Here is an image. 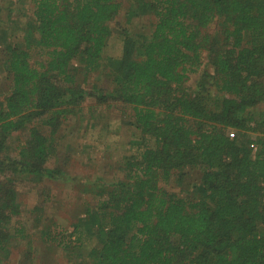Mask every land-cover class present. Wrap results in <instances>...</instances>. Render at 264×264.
<instances>
[{"label": "trees", "instance_id": "1", "mask_svg": "<svg viewBox=\"0 0 264 264\" xmlns=\"http://www.w3.org/2000/svg\"><path fill=\"white\" fill-rule=\"evenodd\" d=\"M19 2L0 0L22 32L0 26V264H55L33 249L10 259L31 243L18 185L70 179L61 148L73 134L61 129L89 118L91 95L128 121L129 154L112 177L84 184L70 226L46 217L45 198L42 241L67 264H264V0H30L16 7L22 21ZM143 16L148 28L134 24ZM114 32L123 53L105 57ZM100 69L108 91L78 86V73ZM189 170L200 175L191 191L167 188Z\"/></svg>", "mask_w": 264, "mask_h": 264}, {"label": "rangeland", "instance_id": "2", "mask_svg": "<svg viewBox=\"0 0 264 264\" xmlns=\"http://www.w3.org/2000/svg\"><path fill=\"white\" fill-rule=\"evenodd\" d=\"M18 1V0H16ZM22 3L13 5L27 11L30 5V0H20ZM14 2V1H13ZM126 7L127 1L124 4ZM1 10V9H0ZM18 12V11H17ZM15 13L13 19L22 21L23 18ZM17 14V15H16ZM7 12L0 11V26L4 29H8L10 35H18L21 32L19 25L11 27L8 22L3 20L8 19ZM154 18L150 16H143L134 20V24L137 26H146L148 28L152 24ZM18 21V22H19ZM127 23L125 17V11L119 16L116 24H113L115 28L123 26ZM10 26V27H9ZM133 26V25H131ZM217 27L212 28L215 31ZM111 37L108 47L105 50V57H120L123 53V42L118 32ZM22 34V32H21ZM4 44L0 42V57L3 58L2 47ZM2 58L1 64H2ZM40 60L39 57H35V61ZM0 65V99L4 96L7 84L4 79ZM198 75H192L189 80V84L194 86ZM78 86L84 87L88 91L96 86L100 91H108L111 88V81L107 76L105 70H98L89 75L82 72L78 73L77 76ZM120 105L119 107H121ZM264 109V105L260 106ZM84 114L89 118L81 121L80 118H73L67 124H64L61 130L70 132L73 136L67 137L66 141L61 148V151L66 152L65 157L67 163H65V170L69 172V180H54L48 178L46 181L35 185L28 180L21 182L18 185L20 192V201L23 203V220L26 223V227L29 229V241H31L29 248L26 243L15 245L12 249L10 259L15 263L16 258L26 255L29 250L33 249V252L40 262H52L55 264H67V259L63 251L56 249V247L46 244L41 239V226L42 224L38 221L39 217L43 215L40 204L45 203L44 199L48 198V202L45 203L44 214L48 218H55L60 223L66 226H70L72 223L77 222L79 216L82 215L86 207V200L88 196L84 194V184L87 181H96L105 177H112L114 173L113 166H117V161L121 160L122 156L129 154L124 144L128 143L132 139L131 126L128 125V121L125 120L121 111L118 108L106 110V106H99L94 96H89L84 104ZM64 133L63 131H61ZM10 149L13 151L16 146L20 143V139L17 135H13L10 140ZM68 143L75 145L73 149L69 151L67 147ZM67 144V145H66ZM78 144L81 146L79 147ZM86 151L83 154V151ZM88 152V153H87ZM94 157L97 165L91 162L90 156ZM66 162V161H65ZM56 164L55 161L50 163V167ZM191 172V173H190ZM190 173V174H189ZM199 171H190L187 176L183 179V182L176 183L172 181L167 186L169 190L175 189L180 192L181 190L191 191L194 188L195 183L199 180ZM164 187L165 183H162ZM52 199L49 201V198ZM38 206V207H37ZM37 207L36 212L32 213ZM39 215V217H37ZM21 220H17L13 225L19 226ZM31 230V232H30ZM17 243V242H16ZM33 254V253H32ZM33 254V255H34Z\"/></svg>", "mask_w": 264, "mask_h": 264}, {"label": "built area", "instance_id": "3", "mask_svg": "<svg viewBox=\"0 0 264 264\" xmlns=\"http://www.w3.org/2000/svg\"><path fill=\"white\" fill-rule=\"evenodd\" d=\"M232 135H234V134H232ZM259 148H260V147L257 145V146L255 147V151H258Z\"/></svg>", "mask_w": 264, "mask_h": 264}]
</instances>
